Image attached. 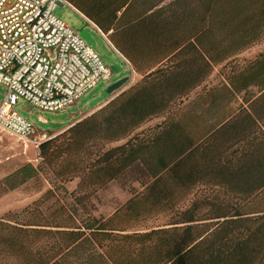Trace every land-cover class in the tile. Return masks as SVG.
Here are the masks:
<instances>
[{"label": "trees", "instance_id": "16d2710c", "mask_svg": "<svg viewBox=\"0 0 264 264\" xmlns=\"http://www.w3.org/2000/svg\"><path fill=\"white\" fill-rule=\"evenodd\" d=\"M217 1L225 48L264 34V0ZM151 112L142 90L122 94L40 144L38 168L24 165L0 181V196L41 175L50 186L32 204L0 218V264H264V179H233L236 170L216 167L212 178H231L213 180L225 184L204 186L202 195L183 201L199 188V166L192 164L197 148L172 137L171 126L131 136ZM129 176L141 191L130 189L133 197L109 217L89 212L97 191ZM75 179L68 193L64 184ZM154 216L166 220L142 225ZM128 229L150 231L122 234Z\"/></svg>", "mask_w": 264, "mask_h": 264}, {"label": "crops", "instance_id": "0c3cea01", "mask_svg": "<svg viewBox=\"0 0 264 264\" xmlns=\"http://www.w3.org/2000/svg\"><path fill=\"white\" fill-rule=\"evenodd\" d=\"M92 1L85 10L90 16L66 2L102 34L129 71L123 77L126 83L102 107L122 94L142 90L152 114L131 136L171 126L172 137L192 142V149L197 148L192 164L200 171L194 185L199 188L183 201L202 195L207 191L204 186L225 184L213 180L231 178H212L210 172L216 167L236 170L233 179L263 180L264 34L237 49L225 48L228 40L222 33V7L217 0ZM211 149L217 160L211 159ZM238 160L243 168L232 166ZM149 231L128 229L122 234Z\"/></svg>", "mask_w": 264, "mask_h": 264}, {"label": "built area", "instance_id": "2783aa9c", "mask_svg": "<svg viewBox=\"0 0 264 264\" xmlns=\"http://www.w3.org/2000/svg\"><path fill=\"white\" fill-rule=\"evenodd\" d=\"M65 5L71 8L65 0H0V86L5 90L0 132L36 148L51 136L14 111L20 99L40 112H62L113 74L94 48L54 15Z\"/></svg>", "mask_w": 264, "mask_h": 264}, {"label": "rangeland", "instance_id": "374dc122", "mask_svg": "<svg viewBox=\"0 0 264 264\" xmlns=\"http://www.w3.org/2000/svg\"><path fill=\"white\" fill-rule=\"evenodd\" d=\"M66 1L73 7L81 10L87 16H90V13L86 11L89 9V6H93L92 0ZM53 13L73 31L78 33L80 31H85L88 33L94 44L93 48L101 61L108 67H115L118 72L113 73L109 81L99 82L91 91L83 95L75 105L62 112H40L23 99L19 100L14 111L21 117L30 121L37 130L51 135L52 139L74 126L76 123L89 117L91 114L99 111L103 106L102 102L109 96L106 93L107 87L117 80L129 75L126 64L118 54L115 53L107 41L69 6H57ZM4 95L5 90L0 86V102ZM61 129H63L61 132H57ZM125 142L126 140L112 143L110 147H115ZM42 161L39 149H35L29 144H25L3 132H0V181L13 174L24 165H31L34 168H38ZM40 177V181L28 182L25 185L8 191L0 196V218L9 212L13 213L21 211L23 208L32 204L44 195L50 186L44 176L41 175ZM133 179L134 176H129L119 181H112L97 191L89 199V202L92 205V209H90L89 212H92L96 217L105 218L112 214L116 209L123 206L130 198V189L137 191L141 190L138 184L134 183ZM77 184L78 180L75 179L65 183L64 187L66 191L70 193L76 189ZM165 220L166 218L162 216H154L152 219L150 218L146 220V223L142 225L151 227L157 225V223H162Z\"/></svg>", "mask_w": 264, "mask_h": 264}, {"label": "water", "instance_id": "95a60500", "mask_svg": "<svg viewBox=\"0 0 264 264\" xmlns=\"http://www.w3.org/2000/svg\"><path fill=\"white\" fill-rule=\"evenodd\" d=\"M80 36L87 42L89 43L92 47H93V42L91 39V36L86 33L85 31H80L79 32ZM111 70L113 73H117V69L115 67H111ZM127 81V78H123V79H119L116 82L110 84L107 89H106V93L108 95H111L114 92H117Z\"/></svg>", "mask_w": 264, "mask_h": 264}]
</instances>
